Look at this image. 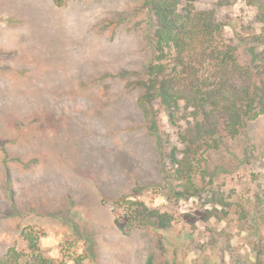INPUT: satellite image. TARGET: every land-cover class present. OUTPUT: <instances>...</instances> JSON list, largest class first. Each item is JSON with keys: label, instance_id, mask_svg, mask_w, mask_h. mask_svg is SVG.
Listing matches in <instances>:
<instances>
[{"label": "rangeland", "instance_id": "374dc122", "mask_svg": "<svg viewBox=\"0 0 264 264\" xmlns=\"http://www.w3.org/2000/svg\"><path fill=\"white\" fill-rule=\"evenodd\" d=\"M225 13L244 33L264 28L245 0ZM151 33L142 0H0V259L23 248L27 227L57 262L144 264L154 232L114 224L113 201L127 196L174 219L161 233L169 264L217 261L198 257L202 242L181 219L199 204L173 196L163 177L155 130L175 144L178 126L133 87ZM211 161L228 193L264 191V115Z\"/></svg>", "mask_w": 264, "mask_h": 264}, {"label": "trees", "instance_id": "16d2710c", "mask_svg": "<svg viewBox=\"0 0 264 264\" xmlns=\"http://www.w3.org/2000/svg\"><path fill=\"white\" fill-rule=\"evenodd\" d=\"M234 2L142 0L152 27L150 56L133 87L142 90L148 111H163L178 126L175 144L157 130L155 134L169 192L199 204L181 217L202 242L198 257L209 250L212 254L205 260L214 256V264H264V191L255 188L246 199L236 197L235 190L228 193L221 184L225 168L211 161L214 153L228 149L250 122L264 115V28L257 33L240 31L225 13ZM245 2L264 25V0ZM113 203L119 231L154 232L155 249L144 264H169L161 233L172 228V216L127 196ZM198 223L205 225L203 230H197ZM234 235L243 243H235ZM19 236L23 248H8L0 264H81L80 259L57 262L45 255L31 228H23ZM178 264H187L186 259Z\"/></svg>", "mask_w": 264, "mask_h": 264}]
</instances>
